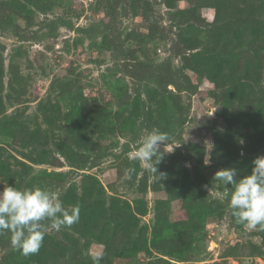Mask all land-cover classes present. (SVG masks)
Wrapping results in <instances>:
<instances>
[{
    "label": "rangeland",
    "instance_id": "obj_1",
    "mask_svg": "<svg viewBox=\"0 0 264 264\" xmlns=\"http://www.w3.org/2000/svg\"><path fill=\"white\" fill-rule=\"evenodd\" d=\"M232 86L250 98L227 101ZM263 98L264 0H0V191L80 207L38 253L0 235V264H264V231L237 224L232 186L213 180L264 156ZM154 129L171 137L161 181L134 158ZM187 203L205 220L187 224Z\"/></svg>",
    "mask_w": 264,
    "mask_h": 264
},
{
    "label": "clouds",
    "instance_id": "obj_2",
    "mask_svg": "<svg viewBox=\"0 0 264 264\" xmlns=\"http://www.w3.org/2000/svg\"><path fill=\"white\" fill-rule=\"evenodd\" d=\"M170 139L168 133L154 129L134 153V158L146 165L150 173L157 174L159 181L165 178V174L158 171L163 159L160 149ZM204 164H210L208 157ZM253 165L251 174L238 182L235 168L217 171L213 180L232 186L230 208L235 222L247 230L259 227L264 231V156L257 157ZM79 219V205L65 208L57 193L42 187L20 190L7 185L0 191V235L10 233L11 245L24 256L39 252L49 229L59 231ZM90 257L92 264H101L104 253H90Z\"/></svg>",
    "mask_w": 264,
    "mask_h": 264
},
{
    "label": "trees",
    "instance_id": "obj_3",
    "mask_svg": "<svg viewBox=\"0 0 264 264\" xmlns=\"http://www.w3.org/2000/svg\"><path fill=\"white\" fill-rule=\"evenodd\" d=\"M260 45H258V49H260L261 47H259ZM251 92V91H250ZM250 92H247L244 87L242 86V88H238V87H230L227 91H226V95H224V97L226 98L227 101H229V99L227 97H232V98H237L238 101L242 102L248 98H250ZM227 96V97H226ZM153 97V96H152ZM264 100V98H263ZM263 100H259L263 101ZM162 103L157 101V108L159 109L160 113H166L168 112L167 107H165V103L164 101H161ZM166 102V101H165ZM161 105V106H160ZM84 106L82 107H73V110L75 113H79V115H81V112L84 111L83 109ZM143 113V112H142ZM80 121V120H78ZM264 144V143H263ZM262 144V145H263ZM263 148V147H262ZM260 148V149H262ZM0 175L1 177L4 176L5 174L2 175V172L0 171ZM185 207L187 208V210L189 211V222H187V224H195L197 222L198 219H202L205 220L206 216L205 214H201L200 216H198V214L196 213L197 211L192 207L191 204L187 203L185 205ZM99 212H85V214L83 215L84 218V223L87 225V230L90 233L91 237H96L99 239H102L103 242H105L104 240V236H105V231L104 229L101 230V232H96L95 230H93L94 228H92V224L95 223L98 219H99ZM87 230L85 229L83 233H87ZM188 230V236L190 235L192 228L187 229ZM186 236V238L188 237ZM177 258L180 259L181 262H189L191 261L192 256H190V251H179L177 253L174 254ZM178 255V256H177ZM224 257L225 258H237L239 257V248L238 246L236 247H229L227 248V250L224 252ZM20 264V263H17ZM22 264H27V263H22Z\"/></svg>",
    "mask_w": 264,
    "mask_h": 264
},
{
    "label": "built area",
    "instance_id": "obj_4",
    "mask_svg": "<svg viewBox=\"0 0 264 264\" xmlns=\"http://www.w3.org/2000/svg\"><path fill=\"white\" fill-rule=\"evenodd\" d=\"M256 264H260V263H256ZM261 264H263V262H261Z\"/></svg>",
    "mask_w": 264,
    "mask_h": 264
}]
</instances>
